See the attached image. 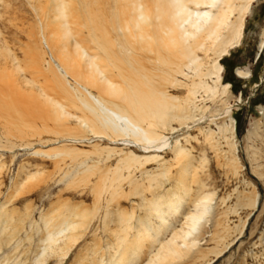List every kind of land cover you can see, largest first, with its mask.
Masks as SVG:
<instances>
[{"label":"rangeland","instance_id":"rangeland-1","mask_svg":"<svg viewBox=\"0 0 264 264\" xmlns=\"http://www.w3.org/2000/svg\"><path fill=\"white\" fill-rule=\"evenodd\" d=\"M26 2L0 0V264H109L117 243L114 238L122 233L120 220L129 214L133 228L146 212L142 202L151 197L152 191L136 194L132 181L147 183L142 171L158 172L160 166L154 160L143 167L137 164L131 171L133 179L122 170L123 176L115 182L120 158L130 150L121 152L120 145L89 134L80 136L71 130L76 125L74 118L68 128L59 126L50 116L51 106L39 104L45 97L53 103L65 100L58 78L49 71L52 67L56 72V61L37 31L39 20L34 9ZM199 56L205 57L201 52ZM220 62L221 80L230 85L228 95L197 101L199 107L205 104L209 109L203 107L195 111L192 120L174 123V132H162L170 144L158 153L161 158L171 164L170 145L174 139L180 140L191 153L195 174L179 180L182 171L171 165L174 175L169 172L167 178L160 177L162 187L153 191L161 195L177 191L182 196L188 187L184 210L192 209L199 192L214 195L201 253L172 264H264V0L253 1L240 41ZM239 69L244 76L237 75ZM176 78L181 81L167 82L165 92L172 98H184L188 87L183 82L189 81L180 75ZM112 149L117 152L109 151ZM132 154L154 155L137 150ZM118 183V196L112 197L109 192ZM242 196L251 199L250 204H239ZM66 220L77 223L66 233H76L77 239L66 245L64 238L59 239L54 247L60 244L63 251L47 249L48 233L63 228ZM131 233H136L135 228L128 231L129 239ZM150 246L145 241L138 264L147 258Z\"/></svg>","mask_w":264,"mask_h":264},{"label":"bare ground","instance_id":"bare-ground-1","mask_svg":"<svg viewBox=\"0 0 264 264\" xmlns=\"http://www.w3.org/2000/svg\"><path fill=\"white\" fill-rule=\"evenodd\" d=\"M26 1L37 15L39 28L36 29L56 61V72L52 67L49 71L53 73V77L58 78L61 97L65 100V103H53L45 97L39 104L51 106L50 116L52 114L59 126L68 128L70 119L74 118L76 125L71 130L80 136L89 134L110 144L122 146L119 149L121 152L124 149L130 150L120 158L121 164L117 168L119 173L113 177L114 181L121 179L122 170L128 172L126 177L133 179V168L136 170L137 164L143 167L149 160L156 161L160 166L158 172L146 169L142 171L147 183L135 179L132 181V190L136 194L152 191L151 197L142 202L146 212L137 218L133 228L129 214L120 220L122 233L114 238L117 243L114 249L113 246L110 248L114 251L112 250L109 264H138L145 241L150 242L152 248L149 249L147 258L139 264H172L185 260L189 255H199L203 243L201 241L207 234L206 225L213 213L214 195L199 192L192 209L184 210L188 187L185 186L182 196L177 191L162 195L156 193L162 187L159 185L164 181L162 179L167 178V174L171 172V165L178 166L179 173L182 171L179 180L183 176L190 178V175L195 174L191 153L179 144L180 140L174 139L170 145L171 164L167 165L168 161L161 158L158 153H162L164 147L170 144L162 132L173 131V124L176 122L192 120L196 115L195 111L205 108V104L199 107L197 101L228 95L230 85L221 80L220 60L240 41L244 19L254 0ZM199 52L205 57H200ZM15 68H19V65ZM177 75L189 81L183 82L187 85L186 89L188 87L184 98H172L164 89L167 82L172 84L181 81L176 78ZM237 75L242 77L245 74L239 69ZM206 109L209 108L206 106L205 111ZM214 133L213 136L216 134ZM134 150L154 155L138 157L132 154ZM109 151L117 152L115 149ZM171 174L174 175L173 172ZM194 181L197 180H193V183ZM194 184L198 185L199 181ZM119 185L120 183L116 185L113 192H109L112 197L117 194ZM155 189L156 192L153 191ZM255 199L252 201L253 205L256 204ZM249 200L251 199L247 196H242L239 204H250ZM154 218L159 222L155 223ZM216 220L213 221L214 224L217 223ZM47 223L51 225L48 221ZM76 225L77 223L66 220L63 228L48 233L47 249L53 251V247L62 238L65 240L64 245L68 241L75 242L76 233H66ZM130 228L132 231L135 228L136 231L134 235L131 233L132 239L127 235ZM59 246L60 244L56 248L63 251V247Z\"/></svg>","mask_w":264,"mask_h":264},{"label":"trees","instance_id":"trees-1","mask_svg":"<svg viewBox=\"0 0 264 264\" xmlns=\"http://www.w3.org/2000/svg\"><path fill=\"white\" fill-rule=\"evenodd\" d=\"M230 82H231V83H233V81H232V80H230Z\"/></svg>","mask_w":264,"mask_h":264}]
</instances>
